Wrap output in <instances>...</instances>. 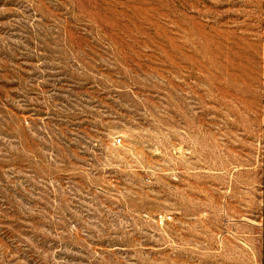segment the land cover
<instances>
[{
  "label": "rangeland",
  "instance_id": "374dc122",
  "mask_svg": "<svg viewBox=\"0 0 264 264\" xmlns=\"http://www.w3.org/2000/svg\"><path fill=\"white\" fill-rule=\"evenodd\" d=\"M0 264H264V0H0Z\"/></svg>",
  "mask_w": 264,
  "mask_h": 264
},
{
  "label": "built area",
  "instance_id": "2783aa9c",
  "mask_svg": "<svg viewBox=\"0 0 264 264\" xmlns=\"http://www.w3.org/2000/svg\"><path fill=\"white\" fill-rule=\"evenodd\" d=\"M120 139L117 140V142H119ZM158 218H160L161 220H165L168 219L169 217H166L165 215H158Z\"/></svg>",
  "mask_w": 264,
  "mask_h": 264
}]
</instances>
